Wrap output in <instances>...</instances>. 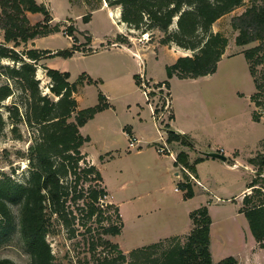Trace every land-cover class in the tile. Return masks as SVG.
<instances>
[{"label":"trees","instance_id":"trees-1","mask_svg":"<svg viewBox=\"0 0 264 264\" xmlns=\"http://www.w3.org/2000/svg\"><path fill=\"white\" fill-rule=\"evenodd\" d=\"M69 1L72 5V0ZM102 1L107 8L120 9L119 22L128 29L150 37L153 32H159L161 45L173 44L192 52L167 66V80L153 85L167 89H170L168 80L173 77L197 79L216 72L228 41L221 33L213 32L212 26L244 3L243 0H93L92 4L90 0H83L89 12L81 16L82 23L90 22L92 12L100 9ZM26 13L40 14L42 19L30 25ZM0 19L3 40L0 43V78L5 80L0 85V134L7 125L16 140H22V126L28 132V147L23 155L28 168L26 181L19 183L5 174L0 177V248L16 235L28 255V264H58L46 238L59 226L69 238L98 232L97 237L90 240L89 250L108 248L113 258L104 256L93 264H238L233 257L213 262L210 252L212 220L206 205L189 213L191 228L182 236L183 242H179L180 236L166 238L129 251L128 258L118 244L102 238L118 236L123 224L118 207L105 201L108 193L99 170L81 151L90 139L81 135L80 128L111 106L99 93L94 106L79 109L75 98L77 91L84 85H97L98 82L85 74L76 82H70L68 72L39 64L54 57L68 59L81 45L90 44L91 39L87 37L83 44H77L76 28L69 25L61 30L63 25L53 24L49 11L35 0H0ZM173 24L175 28L171 29ZM230 25L237 31L236 46L256 43L242 54L254 84V93L249 97L254 108L251 118L256 123L263 119L264 124V115L259 111L264 104V0H250L241 14L232 17ZM54 33L67 36L72 41L71 47L57 51L34 47L35 39ZM113 42L117 46L125 43L121 37ZM38 67L48 79L47 93L40 89L36 77ZM134 79L140 87V77L135 75ZM161 94L159 91L157 95L161 98ZM9 100V104H5ZM157 113L155 108L153 115ZM169 119H173V114ZM164 128L167 129V144L175 142L193 147L185 135L169 130L168 125ZM203 159L197 157L190 163L188 155L181 150L176 154L174 165L196 173L195 165ZM246 163L255 168V178L246 185L249 193L242 196L238 213L244 215L253 240L262 249L264 185H260L259 179L264 182L261 177L264 154L258 152L247 158ZM180 188L184 191V200L194 196L188 183H181ZM112 216L113 223H110ZM173 241L177 243L172 244ZM154 250H159L158 255L153 256ZM0 264L15 263L0 258Z\"/></svg>","mask_w":264,"mask_h":264},{"label":"rangeland","instance_id":"rangeland-1","mask_svg":"<svg viewBox=\"0 0 264 264\" xmlns=\"http://www.w3.org/2000/svg\"><path fill=\"white\" fill-rule=\"evenodd\" d=\"M68 1L49 0V13L55 21L53 24H62L61 30L73 25L77 30L75 34L77 44H83L87 37H90L91 42L85 46L81 45V48L70 58L54 57L49 64L67 70L72 82H76L82 74L98 82L97 85H87L88 87L83 89L86 86L84 85L77 91L81 108L94 106L99 93L110 99L108 103L111 102L114 106L113 113H105L108 114L105 117L92 119L80 132L81 135L91 138V142L85 144L81 151L87 156L88 161L92 160V163H95L113 200L121 199L122 196L130 197L140 189L157 197L159 201L163 199L168 202L177 216V212L183 210L179 205L180 197L184 192L180 184L184 183L187 177L181 167L175 166L169 156L162 158L164 167L169 171L162 180L156 177L150 179L147 175L148 171L144 168L147 163H151V167L154 166L152 162L156 160L155 154H158L156 148L167 144V129L164 127L168 125L173 113L177 124L187 131V135H182L192 143L193 149L186 148L194 158L201 157L198 151L210 152V150H216L227 157L224 163L214 161L216 166L209 165L214 159L204 157L195 165L199 184L189 183L192 188L195 187L196 196L187 208L195 210L208 204V213L212 220L210 252L213 262L233 257L238 264H264V248L257 249L258 246L254 244L244 215L237 216L238 208L241 206L240 191L255 178V168L248 165L246 159L255 156L258 152L264 154V145H261L264 141L263 119L260 123H256L251 118L254 108L249 97L254 93V84L242 54L243 50L255 46L256 43L236 46L234 39L237 31L230 25L232 17L241 14L250 4V0H243L241 7L223 16L212 26L213 32L221 33L228 41L216 72L197 79L173 77L168 80L170 89L165 88L161 98L159 95L149 98L153 110L155 108L158 110L153 117L148 110L147 102L145 101L146 104L143 102L141 88L137 86L134 76L141 70L142 76L145 74L147 78L166 81L165 68L173 64L178 57L190 56L192 52L173 44L161 45L162 34L159 32H153L150 37L148 34L128 29L125 24L119 22L120 18L115 17L116 9L120 17V9L107 8L104 1L100 9L92 12L90 22L84 24L81 22V16L89 11L83 0H72V5ZM90 1L93 4V0ZM108 13H113V16H109ZM38 18L40 21L42 15L29 16V24H34ZM0 24H2L1 19ZM173 28L175 24L171 26V29ZM117 37L124 39L125 43L121 45L132 51L131 56L121 57L118 51L120 45L117 46L113 42ZM2 42L0 29V43ZM35 45V48L40 49L65 50L71 47L72 41L63 33H54L38 38ZM28 47L31 48V45L28 44ZM83 50L91 52L84 53ZM136 50H139L141 55L144 53L139 68L134 56ZM39 64L46 65L45 61ZM36 77L40 81L41 91L47 93L48 79L42 68H37ZM113 78L119 80L114 81ZM98 79H101L102 83ZM4 83L5 80L0 78V85ZM9 102L10 100L5 104ZM1 111L3 112V109ZM259 111L264 115V104ZM139 119L142 123L141 135L145 144L138 149H130L125 133L131 126L138 125ZM20 130L22 140L14 139L9 125L0 134V177L5 174L16 182L24 183L28 176L27 163L23 158L28 147V132L23 126ZM167 145L177 150L185 148L175 142ZM233 150L238 152L231 153ZM165 155V153L161 154V156ZM228 156L238 159L240 163L236 164V168H229L233 161H230L231 158ZM135 170L138 172V177ZM189 172L193 174L192 171ZM175 173H178V176H175ZM261 177L264 178V174ZM122 183L120 191L117 186ZM259 183L264 185L260 179ZM105 201L108 202V197ZM132 208L133 206L128 204L121 208L123 228L118 236L102 237L110 243L118 244L128 258L129 251L140 243V239L146 241L145 236L152 230L146 218H141L138 222L133 220ZM165 219L163 216L155 222L159 223V226H164ZM178 219L182 220L183 217L180 215ZM110 223H113V216ZM77 229L83 231L80 227ZM97 235V231H92L89 235L69 238L66 231L57 226L56 232L48 235L46 240L56 263L93 264L96 259L104 256L113 258V253L108 248L98 247L95 252L89 250L90 240ZM179 242H183L182 236ZM175 243L177 242H172ZM158 253L159 250L152 251L153 256ZM0 258L10 259L15 264L29 263L28 255L23 251L16 235H12L1 246Z\"/></svg>","mask_w":264,"mask_h":264},{"label":"crops","instance_id":"crops-1","mask_svg":"<svg viewBox=\"0 0 264 264\" xmlns=\"http://www.w3.org/2000/svg\"><path fill=\"white\" fill-rule=\"evenodd\" d=\"M35 1L38 4L44 5L46 7V9L50 12V3H49V0H35ZM68 3H69V1H68ZM117 13H118V15H117ZM26 14H27L26 15L27 16V19L29 18V16L38 17V15H40V14H31V13H26ZM108 15L111 16V13H108ZM115 15H116L115 16L116 19H118L119 18V11L117 9L115 11ZM39 19L40 18H38V21H39ZM53 22H55L54 19H53ZM36 40L37 39H35L33 41L34 47H36V45H35L36 44ZM118 47L120 49L118 51H119L121 57H125V56H128V55L131 56L133 54V53H131L132 51L130 52V50H128L127 48H125L122 45H120ZM38 49H40V48H38ZM47 50L57 51L56 49H47ZM143 54L141 55L139 53V50L134 51V56H136V62H137L138 68L141 66V62L140 61H141V57H144ZM50 60L51 59H46L45 60V63H46V66L47 67L52 68V69H57L58 71H61V72H67V70H64V69H61V68L59 69V68L55 67L54 65L49 64V61ZM141 73H142L141 70H139V72L136 75L137 76L138 75L140 76ZM143 75H144V77L147 80H149L152 83L163 82V81H157V80L152 79V78H147L145 74H143ZM98 80H100L99 82L102 83V80L101 79H98ZM113 80L114 81L115 80H119V78H113ZM69 81L72 82L71 75H70ZM85 87H88V86L87 85L84 86L83 89H85ZM75 98H76V101H77V104H78V108L79 109H84V108H81L80 107V104H79V101L77 99V95L76 94H75ZM105 98H106V96H105ZM143 98H144V96H143ZM106 100H107V103H108V101H110V99H107V98H106ZM145 101H146V99L144 98L143 99V102H145ZM146 102H145V104H146ZM109 105L111 106L109 109H106V110H104L102 112L97 113L93 117V119H96L97 117H100V116L105 117L106 115H108V114H105V113H113L114 112V106L111 104V102L109 103ZM146 105L148 107V110H149L150 114L152 115L151 117H153L152 109L150 108V106H149L148 103ZM110 115H112V114H110ZM90 121H92V119L89 120L88 122H90ZM88 122L86 124H88ZM167 124L169 126V130L175 132L176 134H185V135H187V131H185V129L183 127H181L180 125L177 124L176 116L174 114H173V119L170 120V121H168ZM85 125L80 128V132L85 127ZM141 125H142L141 119H139L138 125H136L135 127H132L131 126L130 130H127L126 129L127 132L125 133V138L126 139H128L129 137H133V138L136 139L137 146L139 148L141 147L142 144H145V143H143L144 141H143L142 135H141V132H142ZM100 126L102 128L103 127V123ZM153 126H154V123H153ZM89 139H90L89 142H91V138L90 137H89ZM88 143H86V144H88ZM168 146L169 145H167V147ZM168 148L174 154H177L179 151L182 150V149L181 150H177L175 147L172 148L171 146H169ZM183 151H185V153L188 155V161L189 162L190 161H193V159H195L193 157V154L186 147L183 148ZM214 151H216V150H210V152H214ZM216 152H218V151H216ZM235 152H238V151L233 150L231 153H235ZM156 153H158V152L156 151ZM167 156L168 155L161 156V154H159V153L158 154H155L156 160L154 162H152V164L154 163V166L151 167V163L145 164L144 168L148 171V174L147 175H148V177L150 179H153V178L156 177V179L162 180V178H164L165 175L167 173H169V171L167 170V168L164 167L163 161H162V158H164V157L167 158ZM228 157H230V156H228ZM230 158H231L230 160L233 161V164L231 166H229V168H236L237 167L236 164H238L240 162L238 161L237 158H234V157L232 158V156ZM170 160H171L172 163H174V160L172 158H170ZM89 161L91 162V164H93L92 163L93 162L92 160H89ZM214 161H217V160H215V159L214 160H211V162H210L209 165L210 166H216V164H215ZM202 163H204V162H202ZM93 165L95 166V163ZM134 168L135 167H133V169ZM135 171H136V177H138L139 176L138 175V172H137V170H135ZM193 174L197 178V176H198L197 170H196V173H193ZM174 175L175 176H178V173H175ZM103 185H104V182H103ZM122 185H123V183L117 186V188L120 189V191H121ZM105 188H106V186H105ZM194 188L195 187H193L194 196L191 199L184 200L183 199V195L180 197L179 205L181 206V209H183V210L181 212L180 211L177 212L178 213V216L174 214L173 208L171 206H169V203L168 202L163 201V199H161L159 201L157 199V197L152 196L149 192H146L144 190H141L140 191V189H138V191L134 193V194H137V195L132 194V195H130V197H128V196H122L121 199H117V200H113V198H112L110 192L107 190V188H106V191L108 193V203L114 204L116 207H118L119 213L121 212V208L123 206H125L126 204L132 205L133 208H132V212L131 213H132V218H133V220L135 222H138L141 218H146L149 221L148 223H150V227H151L152 230L150 231V233L147 236H145V238H147L146 241H141L142 239H140V241H139L140 243L138 245H135L136 246L135 248H140V247H143V246H147L149 244H152V243H156V242H158L160 240H163V239H166V238L175 237V236H180L181 237V236H185V235L188 234V232H189V230L191 228V223H190V219H189V213L191 211H193V210L191 208H187V206L190 203V201L196 196V192H195V189ZM246 193H249V189H246V185H245L244 188L240 191L239 199H241V197L244 194H246ZM137 199L139 200V203H137V201H138ZM207 207H208V204H207ZM237 213H238V211H237ZM180 215L183 217L182 220L178 219V217ZM239 215H241V214L238 213L237 216H239ZM163 216L166 218L165 219V222H164V226H159V223H157L155 221H157L158 218H162ZM120 217H121V215H120ZM122 224H123V222H122ZM254 244L257 245V243L255 241H254ZM257 249L258 250H261V248H259V247Z\"/></svg>","mask_w":264,"mask_h":264},{"label":"built area","instance_id":"built-area-1","mask_svg":"<svg viewBox=\"0 0 264 264\" xmlns=\"http://www.w3.org/2000/svg\"><path fill=\"white\" fill-rule=\"evenodd\" d=\"M140 77V88H141V93L142 95L144 96V98L146 99V101L149 102V98L150 97V93H154V96H157L158 92L159 91H163L165 89L164 86H161L160 88H155L153 87L154 83L150 82L149 80H147L144 76H142V74L139 76ZM164 95V94H162ZM153 96V97H154ZM149 106L150 108L152 109V113H153V108L151 106V103H149ZM160 141H162V137L160 136ZM128 148L130 149H138V146H137V141L135 138L133 137H129L128 138ZM156 151L159 153V154H166L168 155L170 158H172L174 161L176 159V154L172 153L169 148L167 147V145H161V146H158L156 148ZM181 167V170L184 172V174L186 175L187 177V180L185 181L186 183H191L193 182L194 184H199V182L197 181L196 177L191 174L186 168ZM176 190V189H175Z\"/></svg>","mask_w":264,"mask_h":264},{"label":"water","instance_id":"water-1","mask_svg":"<svg viewBox=\"0 0 264 264\" xmlns=\"http://www.w3.org/2000/svg\"><path fill=\"white\" fill-rule=\"evenodd\" d=\"M198 154L201 155L202 157H205V158H211V159H215V160H218V161H221V162H226L227 158L220 154L219 152H203V151H198Z\"/></svg>","mask_w":264,"mask_h":264},{"label":"bare ground","instance_id":"bare-ground-1","mask_svg":"<svg viewBox=\"0 0 264 264\" xmlns=\"http://www.w3.org/2000/svg\"><path fill=\"white\" fill-rule=\"evenodd\" d=\"M111 15L113 16V13H111ZM117 15H118V13H117Z\"/></svg>","mask_w":264,"mask_h":264}]
</instances>
